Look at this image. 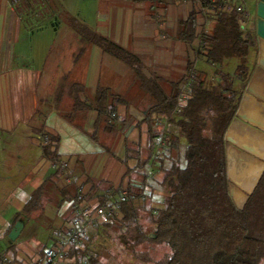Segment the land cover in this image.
I'll use <instances>...</instances> for the list:
<instances>
[{
    "label": "crops",
    "instance_id": "obj_1",
    "mask_svg": "<svg viewBox=\"0 0 264 264\" xmlns=\"http://www.w3.org/2000/svg\"><path fill=\"white\" fill-rule=\"evenodd\" d=\"M11 2L0 0V264H27L43 258L47 249L67 235L76 216L74 200L77 197L83 196L80 207L89 211L101 200H108L106 193L112 195V201H118V196L128 192L127 172L136 171L138 161L127 158V145L139 148L143 157L151 152L146 118L155 102L142 90L130 67L90 44L83 35L84 30L79 32L71 26L59 31L57 24L52 23L56 40L53 39L51 53L42 66L38 69L31 65L20 66L13 61L14 36L28 18L42 19L39 12L43 8L39 7L41 0H22L14 8ZM238 3L250 14L244 36L256 39L250 30L252 2L238 0ZM78 4L82 5L78 13L65 1L60 7L73 14L84 29L136 55L145 66L143 72L147 78L158 79L166 91L178 83L182 89L191 73L209 87L220 83L222 75H228L236 87L234 78L224 71L231 58L214 65L199 52L201 32L208 30L212 35L215 20L206 23L193 1L78 0ZM193 13H197L196 38L189 42L182 38L187 34L183 23ZM48 17L47 12L45 18ZM30 33L34 34L31 29ZM257 56L256 44L248 56L253 68L247 82L257 68ZM14 57L20 61L23 54L16 51ZM217 66L219 69L215 70ZM236 77L240 79L239 74ZM66 83L82 85L84 92L80 100L91 105L88 109L78 108L76 113L74 110L71 120L63 116L66 110L58 107ZM99 87L109 88L125 103L110 117L114 132H104L94 140L98 112L92 105ZM236 88L243 90L245 86L241 81ZM44 135L56 140L52 149L57 148L59 161L45 155ZM170 156L177 159L180 152L174 149ZM57 162L66 164V168L54 167ZM158 163L160 161L156 169ZM170 164L171 159L163 161L164 168ZM156 169L151 176L155 179L159 178ZM147 178L134 181V186L142 187L140 195H145V198L135 196L136 203L139 201L137 207L154 196V192H147ZM43 184L42 210L18 219V213L32 193ZM156 184L164 191L165 199L164 187L155 180L154 186ZM163 202H152L154 212L163 208ZM9 211L15 212L14 219L2 215ZM120 217L117 220L123 218L121 210ZM18 223L22 225L21 231L17 239L11 241L10 235ZM102 232L111 231L104 227L92 229L91 250Z\"/></svg>",
    "mask_w": 264,
    "mask_h": 264
},
{
    "label": "trees",
    "instance_id": "obj_2",
    "mask_svg": "<svg viewBox=\"0 0 264 264\" xmlns=\"http://www.w3.org/2000/svg\"><path fill=\"white\" fill-rule=\"evenodd\" d=\"M196 16L197 13H193L183 23L187 34L182 38L189 42L196 38ZM214 20L212 35L206 38L211 48L206 53L199 52L214 65L233 57L247 60L257 42L255 37L244 36L238 14L219 13ZM71 27L79 32L84 30L83 35L90 44L97 45L105 54L130 67L137 83L155 102L146 118L151 152L143 157L139 148L127 145V158L138 161L136 171L127 172L130 197L139 198L142 192V187L134 186V181H143L147 177L144 171L151 165L154 141L161 134L158 123L162 117L169 119L168 132L172 137L171 148L153 164L152 171L160 161L156 169L159 178L155 180L164 187L166 197L163 208L151 213L150 225L140 222L141 211L134 203L124 202L120 204L123 218L100 227L113 232L125 229L124 240L132 251L137 252L139 246L146 250L145 264L156 258L154 249L158 250L160 245L169 247L170 253L154 260V264H264V175L243 211L236 208L228 190L224 135L235 117L244 89L236 88L228 75H222L221 82L211 87L195 78L183 112L172 116L182 91L180 83L171 85L166 91L158 79L147 78L143 72L144 64L132 52L84 29L79 23L71 24ZM238 72L245 86L250 69L240 65ZM82 92V85H64L58 107L66 110L63 116L67 120L73 118L74 110L76 113L78 108L91 107L80 100ZM124 103L125 100L109 88L97 89L92 105L98 112L92 135L94 140L104 132H114L110 117ZM182 140L187 142L183 154H180L182 157L173 159L170 152L174 149L180 152ZM54 141L44 147V151L48 158L59 161L57 148L52 149ZM167 158L171 159V164L164 168L163 161ZM181 160H184L183 164ZM44 190L43 184L32 193L24 209L18 213V219L42 210ZM104 203V199L101 200V204ZM73 253L90 264H102L92 252L74 250Z\"/></svg>",
    "mask_w": 264,
    "mask_h": 264
},
{
    "label": "rangeland",
    "instance_id": "obj_3",
    "mask_svg": "<svg viewBox=\"0 0 264 264\" xmlns=\"http://www.w3.org/2000/svg\"><path fill=\"white\" fill-rule=\"evenodd\" d=\"M39 1V0H37ZM42 1V10H40L39 14L43 15L42 19L39 17V19H31L28 18L23 22V25L20 27V32L16 33L14 36L15 43L13 44V61H16L20 66L27 67L28 65L35 66L37 69L40 68L46 58L47 55L51 53L50 47L53 43V39L56 38L55 34L53 33L52 29V23L57 24L59 31H62L63 29H66L67 27L71 26V24H78L79 22L73 18L70 14L67 12L62 11V8L60 7V3L62 4L63 1L67 3V5L71 6L73 8L74 12L78 13V9L81 8L82 5L78 4V0H41ZM19 2L18 1L14 6H16ZM13 7V6H12ZM14 8V7H13ZM48 12V18L46 17V13ZM58 13V14H57ZM77 15V14H75ZM75 17V16H74ZM27 23V24H26ZM29 24V25H28ZM30 29L33 31L30 33ZM247 32V30H245ZM56 40V39H55ZM17 52H22L23 57L20 59V61H17V57H14V54ZM244 59H237V58H231L226 63L227 66L224 69V71L229 74L231 77L234 78L236 87H238L241 84V80L236 77L238 72V66L240 65H246L250 70H252L253 65H251V62ZM24 68V69H25ZM216 69H219L217 66ZM0 139H1V131H0ZM187 145L186 140L181 141V148H180V154H183L184 148ZM166 151H164L165 153ZM163 156L167 153L164 154ZM180 155V156H181ZM0 156H1V146H0ZM182 157V156H181ZM184 163V160H181V164ZM147 181H146V189L147 192H154L153 197H149L150 199L147 201V203L141 207H138L137 209H140L141 214H139L138 219L140 220L143 225H150L151 218L150 215L152 212L155 211V208L152 207V202L154 204H161L164 199V191L162 188L159 187V185L154 186L155 184V178H152L151 176L154 174L152 171L149 173V169L147 168ZM147 171H145L146 173ZM153 185V186H152ZM153 189V190H151ZM143 195V194H142ZM145 198V195H143ZM119 198V196H118ZM147 199V197H146ZM145 200L142 199V202ZM139 201H134L137 206ZM133 203V202H132ZM101 204V203H99ZM98 205V204H97ZM15 212H4L2 215L4 217L12 216L14 219ZM14 216V217H13ZM125 229H119L117 231H111V232H105L100 236V239L95 245V248L91 250L86 251V253L92 252L94 255H97L99 261L102 264H145L146 259L144 260V253H146V250H144L143 247L139 246V249L142 248L139 252V249L137 252L132 251V247L128 245L123 236V232ZM108 233V234H106ZM59 240L58 239L52 246H54ZM95 240V239H94ZM93 240L91 237V244ZM1 243V241H0ZM156 258L154 260H159L162 258L165 254L170 253V249L167 246L160 245L159 249L155 250ZM80 260L82 264H85V261L87 264H90L85 258L80 257L77 255V263ZM153 260V261H154ZM149 261L148 264H154V262Z\"/></svg>",
    "mask_w": 264,
    "mask_h": 264
},
{
    "label": "water",
    "instance_id": "obj_4",
    "mask_svg": "<svg viewBox=\"0 0 264 264\" xmlns=\"http://www.w3.org/2000/svg\"><path fill=\"white\" fill-rule=\"evenodd\" d=\"M250 30L256 36L257 68L246 83L235 117L228 127L226 166L229 194L243 211L264 175V0H251ZM18 223L10 235L15 241L21 231Z\"/></svg>",
    "mask_w": 264,
    "mask_h": 264
},
{
    "label": "built area",
    "instance_id": "obj_5",
    "mask_svg": "<svg viewBox=\"0 0 264 264\" xmlns=\"http://www.w3.org/2000/svg\"><path fill=\"white\" fill-rule=\"evenodd\" d=\"M12 6H14L20 0H11ZM180 3L185 1H193L196 3L206 21L211 23L216 19L219 13H236L239 17V22L244 30L247 19L250 14L242 4L238 3V0H172ZM210 34L208 30H202L199 50L202 53H206L210 50L211 46L206 39ZM195 83V77L191 73L186 78V81L182 87L181 94L177 100V104L172 112V116H178L183 112V107L186 105L191 88ZM161 128V134L155 139L153 145V159L149 167V173L152 172L153 164L160 159L164 151L168 150L172 146V137L168 132L169 119L161 118L159 121ZM43 141L46 146L51 145L53 142L48 135L43 136ZM56 168H66V164L55 163ZM108 200L104 204H98L89 211L81 209V203L83 202V196H79L74 200V209L76 216L73 219L70 229L67 235L59 240L54 246L47 249L43 258L28 262L27 264H82L80 260L77 263V254L73 253L74 250L81 253H86L91 248V231L92 229L100 226L108 225L116 219H120V204L124 202H134L135 197H130L128 193L119 197L118 201H112V195L106 193ZM143 197V195H141ZM85 264L87 262L85 261Z\"/></svg>",
    "mask_w": 264,
    "mask_h": 264
}]
</instances>
